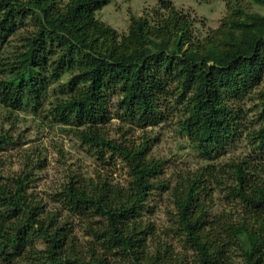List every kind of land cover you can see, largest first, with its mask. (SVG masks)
Returning a JSON list of instances; mask_svg holds the SVG:
<instances>
[{"label": "trees", "instance_id": "trees-1", "mask_svg": "<svg viewBox=\"0 0 264 264\" xmlns=\"http://www.w3.org/2000/svg\"><path fill=\"white\" fill-rule=\"evenodd\" d=\"M253 1L264 7V0ZM107 2L0 0V46L18 16H29L34 27L22 37L13 62L6 70L0 68L4 104L13 110L24 105L35 110L51 83L67 72L64 88L59 90L65 96L53 101L54 121L75 125L80 141L120 158L132 176L126 187L100 183L86 190L72 182L64 187L65 202L72 212L103 220L90 230L96 246H88L81 254L65 228L43 216V207L31 198L28 172L9 180L0 175V264L25 255L32 257L29 264H108L107 257L114 254L125 260L122 264H169L166 257L146 252L147 233L137 222L152 189L150 177L161 164L148 160L146 141L135 145L105 137L101 128L108 120L106 90L119 86V117L140 126L152 125L161 117L158 101L163 95L174 96L183 108L181 133L200 153L211 157L237 131L236 115L228 101L261 80L264 13L239 10L223 33L216 31L218 42L208 37L199 46L191 39V21L176 13L168 0H161L168 17L157 26L141 18L120 38L95 18ZM250 135L257 151L264 154V125ZM10 142L7 133H0V149ZM229 169L235 183L232 193L241 211L238 222L222 228L237 239L251 264L264 263V184L253 179L246 160ZM213 174L211 166L186 172L178 175L170 189L179 228L198 253V264H220L222 260V241L212 226L206 228L210 225L204 218L208 199L201 197ZM35 239L44 241L42 250L34 251Z\"/></svg>", "mask_w": 264, "mask_h": 264}, {"label": "rangeland", "instance_id": "rangeland-1", "mask_svg": "<svg viewBox=\"0 0 264 264\" xmlns=\"http://www.w3.org/2000/svg\"><path fill=\"white\" fill-rule=\"evenodd\" d=\"M66 1L60 0V4ZM168 1L176 13L191 21V39L199 46L208 37L216 40V31L223 33L228 28V20L235 18L239 10L243 14L264 13V7L253 0ZM94 15L98 21L114 29L120 38L128 34L133 21L141 18H145L148 25L157 26L168 17V9L161 6V0H108ZM14 26L0 46V68L3 70L20 51L22 37L34 29L33 21L26 15L18 16ZM2 63L7 65L3 68ZM68 76L66 72L51 83L35 110L30 105L13 110L0 98V133L5 132L11 138V142L0 149V175L9 180L22 171L28 172L31 178L28 193L43 207L46 212L43 216L59 222L72 238L77 252L84 254L88 246H96L90 230L101 226L103 220L100 217L84 218L72 212L65 202L64 187L70 182L86 190L100 183L126 187L132 176L120 158L80 141L75 125L54 121L51 113L53 101L65 96L59 90ZM263 92L264 66L257 85L239 98L231 97L228 101L236 115L237 131L223 150L207 157L181 133L179 121L183 117V108L176 103L174 96L163 95L158 101L161 117L152 125L140 126L119 117V86L106 90L108 120L101 128L105 137L135 145L146 141L148 160L161 164L160 170L150 177L152 189L137 220L147 233L146 252L150 256H164L169 264H198V253L179 228L170 189L178 175L211 166L214 174L201 197L208 199L204 218L210 225L206 228L212 226L222 241L219 243L223 250L220 264H251L241 252L237 239L224 233L222 225L238 222L241 211L240 201L232 193L235 183L229 169L231 164L248 161L253 179L264 184V154L257 151L250 135L264 125ZM208 232L214 233L213 230ZM239 240L243 241V237ZM33 245L34 251H40L44 248V241L35 239ZM107 258L108 264L125 261L118 254ZM29 262L32 257L25 255L12 259L10 264ZM256 264L264 263L260 260Z\"/></svg>", "mask_w": 264, "mask_h": 264}]
</instances>
